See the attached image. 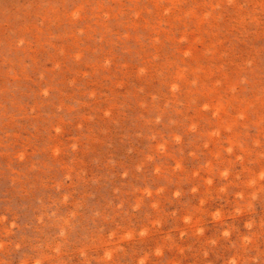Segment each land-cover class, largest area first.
<instances>
[{
    "label": "rangeland",
    "instance_id": "obj_1",
    "mask_svg": "<svg viewBox=\"0 0 264 264\" xmlns=\"http://www.w3.org/2000/svg\"><path fill=\"white\" fill-rule=\"evenodd\" d=\"M0 264H264V0H0Z\"/></svg>",
    "mask_w": 264,
    "mask_h": 264
}]
</instances>
